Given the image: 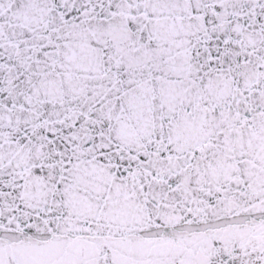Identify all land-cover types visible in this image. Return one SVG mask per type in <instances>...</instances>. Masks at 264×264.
I'll return each instance as SVG.
<instances>
[{"label": "snow or ice", "instance_id": "1", "mask_svg": "<svg viewBox=\"0 0 264 264\" xmlns=\"http://www.w3.org/2000/svg\"><path fill=\"white\" fill-rule=\"evenodd\" d=\"M0 264H264V0H0Z\"/></svg>", "mask_w": 264, "mask_h": 264}]
</instances>
